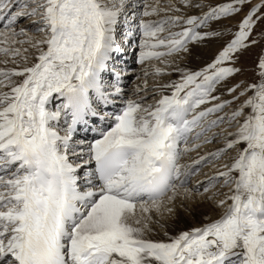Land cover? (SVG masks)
I'll list each match as a JSON object with an SVG mask.
<instances>
[{"label": "bare ground", "instance_id": "1", "mask_svg": "<svg viewBox=\"0 0 264 264\" xmlns=\"http://www.w3.org/2000/svg\"><path fill=\"white\" fill-rule=\"evenodd\" d=\"M44 1L46 4L43 9L45 10L44 17L36 20L32 17V24L41 22L42 26L51 27L54 39L61 41L60 48L53 50L55 49L52 47L54 39L49 41L51 43L49 52L47 51L46 56L41 58V51L48 44L47 41L44 42V40L35 38L36 36L33 37L21 26L16 28L17 31H8L9 36H6L7 32L0 34L1 53L7 51L16 57L12 56L13 64L9 62L12 66L6 63V56L5 58H3L4 55L0 57V81H6L7 77L14 76V84L8 86L7 83H4V89L0 90V156L4 152L7 154V158L13 156L14 148L18 146V158H24L27 155L35 156L40 165L44 167H55L58 165V160L61 159L74 168L73 176L79 180L72 197L79 199L91 194L93 195V205L98 198L94 206L89 202L84 203V206L87 205V207L84 209L83 218L80 223L75 224L71 232V240L67 245L69 257L77 258L80 255L97 254L104 257L106 264H225L227 262L233 264L235 261L237 264V259L242 261V264H264V235L259 243L261 247L258 251L255 246L243 249L240 244H237V241H234L237 235L231 234L236 229L234 214H228L227 218L223 220L225 224L222 222L219 228L206 226L207 223L216 219L215 205L225 197L223 194L225 191H229V188L222 189L219 183L218 186H215L216 188H212L207 192V195H204L205 199L209 195L214 206L209 205L210 203H203L193 209H187V204L184 205L183 197H190L187 191L203 190L205 187H209L215 178L209 179L208 177V181L205 183L192 181L185 190L175 188V186L187 182L188 174L197 166L207 164V167H203L204 171L213 174L216 167L222 165L223 162L220 161L209 166L207 159L212 155L210 154L211 156L208 157L206 153L221 147L227 131L212 139L210 146L205 144L206 147L202 145L201 148L193 151L195 145L197 147V142L190 144L194 146L190 147L189 144L187 145L188 138L179 140L180 137L188 133V124L174 123L170 125L171 119L168 121L169 124L167 123V119L163 115L166 113L165 106L175 91L176 84L172 80L175 75L173 71L179 72L180 70L174 67L163 69L151 63L158 56L157 51L142 53L139 62L143 66H147L148 74L152 77L150 83L147 79L146 81L142 80L144 74L141 71L134 69V60L129 56L131 46L128 45L127 39H131L130 31H133L132 34L135 33L137 21L135 22L133 14L137 11L139 0H86L88 4L83 3V0ZM62 1L64 3L70 1L67 6H64L68 11L66 13L62 9L64 7L58 8L59 5H62ZM176 2L179 0H162L158 5L167 9L168 6L165 5L173 6L177 4ZM199 3L206 4L203 0H200ZM124 5L126 8L121 12L120 8ZM8 6L12 7L13 12L15 11L14 16L20 14L18 10L21 7L18 8L17 3L11 1ZM117 9L119 12L113 18L112 34L110 32L115 45H111L116 50H119L120 46L124 47L125 61L113 57L110 62L111 52L104 44L110 45L107 33L111 17L114 16L113 13ZM5 10L0 12V17ZM38 10L34 6L32 11L37 12ZM59 15H64L66 21H71L73 17L80 18V28L87 27L89 33H86L78 42L76 39L70 41L68 38V42L65 43L66 32L70 31L69 28L64 27L67 22H65L66 24L62 22V17L61 20L56 21L60 18ZM8 22L12 25L15 21L11 18L6 23ZM5 26L4 24L0 29L7 28ZM129 26L131 28H128ZM94 27L96 31L93 32ZM60 31L64 32L66 37ZM144 36L143 30V48L150 47L149 44L154 48L158 47L157 42H148ZM205 50L204 48L198 49L197 53L204 55ZM73 53H77V55L75 56ZM81 57H85V59L79 61ZM81 61L86 62L81 65ZM35 63H39V65L34 69L26 70L27 67ZM106 64L114 65L113 68L117 72H121L122 76L124 72H127L133 76V79H136L130 84H126L122 78V84L113 88L115 93L120 95L118 102L127 105V111L121 116L119 126L107 132L102 139L91 144L83 142L71 149L70 146L62 143L64 130L52 128L56 114L47 110V103L52 102L56 96H61L72 88L79 87L86 76H89L91 80L95 79L99 71L93 70L94 66L104 68ZM189 68L196 69V65ZM167 72H171L170 76L165 77ZM103 85L105 86V83ZM157 93L163 94L158 105L145 107L152 105H150V101L158 97ZM5 103L6 106L3 107L2 105ZM138 104L139 106L142 104L141 108L138 107ZM182 109L179 113L181 117L186 112L187 106ZM135 113L137 114L135 115ZM133 115L135 120H133ZM160 115L162 118H159ZM239 135L241 134L239 133ZM229 136L227 139H230V142H239L241 146L244 145L245 140H248V136L232 139ZM208 139L206 140L208 141ZM215 141L220 142L219 145H215ZM178 142H180L179 145H177ZM74 144V142L71 143L72 146ZM115 146L133 148L128 163L117 178L102 188L85 182L83 173L89 167L91 158L98 157L108 148ZM185 146L186 149L183 151ZM163 149H168L174 159L176 183L173 184L171 191L166 192L165 197L163 196L164 198L162 197L159 201L130 202L129 197L133 189L142 185L143 179L147 176V170L151 168L154 160L159 158ZM1 158L0 171L2 174L4 173V176H0V206H2V210H0V238L5 236V239L0 242V256L7 254L5 256L7 260L5 263L0 261V264H21L19 252L25 245V242L21 241L25 228L29 237H35L41 221L38 215L44 217L50 207L62 202V197H59L57 191L50 190L48 187L45 189L44 197L34 193L28 195V177L24 173L13 171L8 173L7 170L10 166H4L6 160L3 159L4 157ZM181 165H183V170ZM246 169L249 170L246 172L244 171ZM254 170L253 165L248 164L238 171L239 187L237 185L230 192H234L233 200H239V204L242 200H246L248 195L255 194L257 196V192L254 193L256 190L253 181ZM208 173L203 172L207 176ZM229 175H237V172L230 170L222 173L224 178ZM243 182L246 183L244 187L240 186ZM125 186L126 189H123ZM128 189H132V191L129 193ZM238 190H242L239 196ZM102 195L103 197H99ZM128 203L136 204L132 206ZM234 204H232L233 207ZM234 210L232 208V211ZM262 210H264V206ZM86 212L88 214L85 217ZM183 213H188L189 221L183 216ZM109 216L114 220L111 223L108 222ZM6 222L9 223V227H5ZM198 227L200 228L198 229ZM201 227L203 230L197 231L201 230ZM186 231H189L190 234L186 235ZM75 238L77 239L75 240ZM210 239L213 242H210ZM179 240H182V247L176 250L173 247L178 245ZM207 240L212 246L208 245Z\"/></svg>", "mask_w": 264, "mask_h": 264}, {"label": "rangeland", "instance_id": "2", "mask_svg": "<svg viewBox=\"0 0 264 264\" xmlns=\"http://www.w3.org/2000/svg\"><path fill=\"white\" fill-rule=\"evenodd\" d=\"M9 1L13 0H0V10H2ZM63 1L61 2L62 5H59L58 8L67 6V3L71 0L66 3ZM161 1L162 0H155L153 2L151 0H139L137 11H135L133 15H135V22L137 21V25L135 24L137 27L136 35L138 36L142 32V29H144L145 39H147L148 42L155 41L158 44V47L155 48L150 44V47L145 46L143 54L144 52L157 51L158 56L154 58L151 63L163 69H172L174 67L180 70L179 72L173 71L175 75L172 80H174L176 84L175 91L168 102L169 105L167 104L168 106H165L167 111L165 110L166 113L163 117L167 119V123L170 119L172 120L170 121V125L174 123L180 125L188 124L190 132L188 131V133L184 134L185 136H183V139L188 138L189 142L187 141V145L189 144L188 146L190 147H194L190 145L192 143L194 144L197 142L199 144V146L197 144V147L195 145L193 151L201 148L200 146L202 145L204 147L205 144L210 146L212 139L217 138L218 134L227 131L221 147L206 153L208 157L212 155L207 159L209 160V166H211L212 163L214 164L220 161L223 162L221 163L222 165L216 167L213 174L204 171L203 167H207V164L197 166V168L193 171L191 170L192 172L188 174L187 182H183L182 185L175 186V188H183L185 190L192 181L205 183L208 181V177L209 179L211 177H213V179L215 178V181L203 190L187 191L190 197H183L184 205L187 204V209L196 208L197 205L203 203H210L209 205L213 207V200H210L209 195L207 199H205L204 195H207V192L212 188H216L215 186H218L219 183L222 189L229 188V191H225L223 194L225 197L215 205V210H217L216 219L207 223L208 225L206 226L210 228H219L223 220L227 218L226 216L232 213L235 217L236 229L233 230L231 234L233 236L237 235L234 241H237V244H240L243 249L255 246L258 251L261 247L259 243L262 241V236L264 235V215L262 216L264 212V210H262L264 206V0H203L206 4L199 3L200 0H179V2H176L177 4L173 6L165 5L166 7L168 6L167 9H163L158 5ZM22 2L24 3L23 6H25L27 2L26 6L18 10L20 12L19 15L14 16L13 13L9 15V18H12L15 22L12 25L9 23L7 28L0 29V34L2 32H7L6 36H9L8 31H17L16 28L20 26L23 27V29H25L24 31L28 34L33 37L36 36L35 38L44 40V42H48L43 48L44 51H41L42 58L46 56L47 51L49 52V48L51 47L50 42L55 37L52 36L51 27L42 26L41 22L32 24V20L41 19L42 16L44 17L45 10L43 9L46 7V4H44L45 1L23 0ZM82 2L88 4L86 0ZM151 5L156 6L152 7ZM34 6L37 10L39 9L37 12L32 11ZM102 8L105 10L103 6ZM125 8L126 5L123 7L121 6V12L124 11ZM62 9L65 13L68 12L66 11V7ZM88 10H90V8H88ZM118 12L119 10L117 9V11L113 13L114 16L111 17V19L114 18ZM41 13L42 15H40ZM58 17L60 18L56 21L63 18L62 22H67L64 27L69 28L70 31L66 32L67 37L64 32L60 31V33L67 38L65 43L68 42V38H70V41L76 39L78 42L86 33H89L87 27L80 28V18L73 17L71 21H66L64 15H59ZM128 28L131 27L129 26ZM94 31H96L95 27L93 28V32ZM132 32L133 31H130L129 35H132ZM101 37L102 35L100 34V38ZM53 42L54 44L52 47H55L53 50L61 47L60 40L56 41L54 39ZM16 44L19 45L20 43ZM203 48L206 49V54H198L197 50ZM135 51L134 49L133 55H136L137 52ZM9 54L10 53L7 51L3 54L0 51V57L4 55L3 58H5L6 56V63L12 66L13 63L11 60L16 57ZM73 55L76 56L77 53H73ZM78 57H80L79 54ZM130 57L132 59V56ZM84 59L85 57H81L79 61ZM140 61L141 57L135 60L133 65L134 69L141 71L144 74L142 80L146 81L147 79L150 83L152 77L148 74L147 66H143L139 63ZM85 62L86 61H81V65ZM196 62L200 63L197 65ZM38 65L39 63H35L32 65L33 67L29 66L26 70L34 69ZM194 65H196V69L189 68ZM169 73L167 72L165 77L170 76ZM122 77L126 84H130L133 80H136L127 72H124ZM5 80L6 81H0V90L4 89V83H7L8 86L14 84V76L7 77ZM160 94L157 93L156 96L158 97L150 101V105L152 104L151 106L147 105L145 107H156L158 105L157 103L161 101L163 97V94H161V96ZM141 105L142 104H140V106ZM2 106H6V103ZM140 106L138 104L139 108H141ZM185 106H187L186 112L183 114V117H181L179 113L183 110L182 107ZM136 114L137 113H135V115ZM159 118H162V116L160 115ZM133 120H135V116ZM239 133L241 135H239ZM228 136L231 139L239 136H248V140H245L244 145L241 146L239 142H230V139H227ZM207 138H209L208 141L206 140ZM74 143L79 144V142ZM219 143L215 141V145H219ZM225 143L228 144L226 145ZM179 144L180 142L178 145ZM185 149L186 146L183 148V151H185ZM248 164L253 165L255 169L253 181L255 189H258L254 191V193L257 192V196L255 194L248 195V198L242 200L239 204V200H233L234 192H230V190L232 188L235 189L237 185L239 187L238 171ZM181 166L183 170V165ZM230 170L237 172V175H229L230 177L227 176L224 178L222 173ZM248 170L249 169H246L244 171L247 172ZM203 172L208 173V176L203 174ZM243 184H240V186H246V183L243 182ZM241 191L242 190H238V196ZM99 197H103V195ZM97 200L98 198L95 200V203ZM233 203H235L234 207L232 206ZM128 204L133 206L136 203ZM92 205L91 207L94 206ZM232 208L235 210L232 211ZM0 210H2V206H0ZM188 213H183V216L189 221ZM87 214L86 212L85 217ZM112 221L114 220L110 219L109 216L108 222L111 223ZM80 222L81 221L78 223ZM4 225L5 227H9L8 222ZM199 228L200 227H198V229ZM202 230L201 227V230L197 231ZM189 231L185 232L187 233L186 235L190 234ZM4 239L5 236L1 237L0 242ZM76 239L77 238H75V240ZM178 242V245L173 247L176 250L182 247V240ZM210 242L213 241L210 239ZM207 243L210 245L208 240ZM239 262L240 261L237 259V264ZM233 264H236V261ZM240 264H242V261Z\"/></svg>", "mask_w": 264, "mask_h": 264}, {"label": "water", "instance_id": "3", "mask_svg": "<svg viewBox=\"0 0 264 264\" xmlns=\"http://www.w3.org/2000/svg\"><path fill=\"white\" fill-rule=\"evenodd\" d=\"M136 30H137V27H135V33H133L132 36H131V39H132V40H133V39L135 38V36H136V32H137Z\"/></svg>", "mask_w": 264, "mask_h": 264}]
</instances>
